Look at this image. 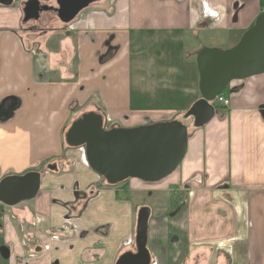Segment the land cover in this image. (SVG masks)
Returning <instances> with one entry per match:
<instances>
[{"label": "crops", "instance_id": "0c3cea01", "mask_svg": "<svg viewBox=\"0 0 264 264\" xmlns=\"http://www.w3.org/2000/svg\"><path fill=\"white\" fill-rule=\"evenodd\" d=\"M23 3L0 4V111L17 101L0 114V179L46 166L34 199L0 203V246L11 251L0 264H115L133 249L134 212L145 205L151 264H201L193 245L222 251L232 241H242L244 258L221 252L208 264H264V73L229 84V105L189 130L182 163L157 182L109 188L62 137L73 105L101 111L109 128L187 112L201 97L191 58L237 44L264 0H99L40 46L24 38ZM186 37L194 49L181 46ZM150 42L170 56L148 57ZM53 161L59 168L47 169Z\"/></svg>", "mask_w": 264, "mask_h": 264}, {"label": "water", "instance_id": "95a60500", "mask_svg": "<svg viewBox=\"0 0 264 264\" xmlns=\"http://www.w3.org/2000/svg\"><path fill=\"white\" fill-rule=\"evenodd\" d=\"M56 1L57 7L43 4L40 0H25L23 22L38 20L42 12L53 10L61 22L68 24L99 0ZM14 2L0 0L3 6H12ZM197 66L201 97L187 110L185 118L192 117L195 128H200L214 117L215 99L232 81L264 73V12L234 46L201 49ZM65 140L70 147H84L90 168L110 185L129 178L157 182L172 174L182 163L188 148L189 129L178 119L107 128L102 113L88 111L71 123ZM48 168L57 169L55 165ZM41 180L42 173L38 170L5 176L0 180V202L14 206L34 198L40 190ZM150 216L149 206L139 208L136 248L121 254L115 264H151L147 246ZM0 254L4 259L10 257L6 246L0 248Z\"/></svg>", "mask_w": 264, "mask_h": 264}, {"label": "rangeland", "instance_id": "374dc122", "mask_svg": "<svg viewBox=\"0 0 264 264\" xmlns=\"http://www.w3.org/2000/svg\"><path fill=\"white\" fill-rule=\"evenodd\" d=\"M15 3H17V1ZM94 6H96L95 3L91 4L89 7L85 8L84 10H82L80 12V14L77 16V18L75 19V21L81 17L82 12H85L89 8H93ZM23 25H24V27L26 29V31H25L26 34H24V38L25 39L27 38L29 40L34 41V42H32V45H36V46H40L41 45L40 42L44 41V39L47 38L48 36L56 34V32L60 28H63V30L66 29L65 23H63V22H61L59 20V18L57 17V14L55 12H44L43 15H42V18L40 20L31 21V22H28V23L23 24ZM196 43H197L196 39H192V38L186 37L184 39V41L181 43V46L183 48L185 47L184 48L185 50L186 49L189 50V49H194L193 44H196ZM173 45H175V44H173ZM34 48H37V47L34 46ZM143 49H144L146 55H148V57H156V59L168 55V51H166L167 50L166 48H161L160 46H157V45L154 46L153 42H150L148 44V46L146 48H143ZM169 56L170 55L166 56L165 58H168ZM196 60H197V56L191 58L192 62H196ZM181 61H182V63H181ZM183 61H185V56H182V59L180 57V64H178L179 67H182V64H184ZM195 68L196 67L193 64V69H195ZM132 72H133V75H135V66L133 67ZM183 103H186V102L183 101ZM192 104H190V105H192ZM78 106H80V105H78ZM86 106L83 107V108H80L78 110H75L76 105H73L72 110H74V111L72 112V116H71V120H70L71 122H69L70 124L68 123V125L64 128L63 133H62L65 150L73 149V150L77 151V153H78L79 149H80L79 151L81 153H84V151H85L84 147H76V148L70 147L66 143L65 133L67 132V130L70 127L71 123L75 119H77L79 116H81L82 113L88 112V111H86V108H87ZM188 108H189V106H188ZM95 111L101 113V111H98V110H95ZM185 113H186V111H181V112H178V113L168 114L163 119L158 120V121H168V120L178 119L180 121H183L188 126V129L190 130L191 128L195 127L194 126V122H193V118L192 117L185 118ZM107 128H109V127H107ZM148 197H149V194L146 193L145 200L147 201V203H149V201H150V199H148ZM126 199H129V198L127 197ZM134 218L136 220L135 221V230H136L137 213L135 215V212H134ZM67 230L70 232L71 228L65 227L64 231H62L60 229H55L54 232L58 233V235H62V233L67 232ZM43 233H44V235H49V236L51 234V233H45V232H43ZM1 238H2V235H0V241L2 240ZM241 242L242 241H240V242L239 241L238 242L232 241V242H229L228 244L226 243V244H224L225 247L222 249V251H220V250L218 251L216 249V247L218 246L216 244H208V246H204V244H198V246L197 245H193V246H196V248L198 250V251H195V252H197V256L201 260L200 263L201 264H208V263H214L215 260H216V257L219 256L218 254H222L221 252H223V254H225V255H223V257L224 258L226 257L229 260V262H231L232 260L235 261V258H236L235 256H237V254H239V257H238L239 259L244 258L246 252L244 251L245 249L242 247V243ZM0 243H2V242H0ZM3 245L4 244H2L1 246H3ZM211 246L213 247V249L210 248ZM206 247H209L211 249V251L209 250V248L207 249ZM208 252H210L211 254H209ZM207 257H209V258H207ZM192 258H193V256H192Z\"/></svg>", "mask_w": 264, "mask_h": 264}, {"label": "flooded vegetation", "instance_id": "af4514ba", "mask_svg": "<svg viewBox=\"0 0 264 264\" xmlns=\"http://www.w3.org/2000/svg\"><path fill=\"white\" fill-rule=\"evenodd\" d=\"M43 4H46V3H44L43 2ZM47 5H49V4H47ZM50 6V5H49ZM46 12H55V11H53V10H51V11H46ZM43 13L44 12H42L41 13V15H40V18L38 19V20H40L41 18H42V15H43ZM56 13V12H55ZM57 14V13H56ZM58 17V16H57ZM38 20H31V21H38ZM31 21H28V22H31ZM28 22H26V23H28ZM25 23V24H26ZM11 102H13L12 104H11V107L10 108H8L7 110H1L0 111V114H1V116L3 117V116H9L12 112V110L16 107V105H17V101L15 100V101H11ZM115 127H117V126H115ZM49 165H55L56 166V168H59V161H53V162H51L50 164H48V166ZM48 166H47V169H49L48 168ZM43 168H45V165L44 166H41V167H39V168H36V169H34V170H38V171H40L41 173H42V169ZM49 170H51V169H49ZM29 171H32V170H29ZM28 172V171H27ZM25 174V173H24ZM8 175H22V174H8ZM8 175H5V176H8ZM5 176H3L2 178H4ZM1 178V179H2ZM103 178V177H102ZM0 179V180H1ZM104 179V178H103ZM130 179V178H129ZM105 180V179H104ZM127 180V179H126ZM106 181V180H105ZM125 181V180H124ZM121 183V182H120ZM120 183H118V184H116V185H110V184H108V186H109V188H115V187H117ZM91 191H89L88 193H90V192H92V193H94L93 192V189H90ZM88 191V190H87ZM96 191L98 192L99 191V189H96ZM39 192V191H38ZM77 192H79V191H77ZM38 194V193H37ZM85 194H86V192H85ZM32 199H34V198H32ZM32 199H28V200H32ZM24 201H27V200H24ZM24 201H21V202H24ZM21 202H19V203H21ZM0 203H2V202H0ZM18 203V204H19ZM2 204H4V203H2ZM18 204H16V205H18ZM4 205H6V204H4ZM6 206H9V205H6ZM15 206V205H14ZM14 206H9V207H14ZM3 246H6V245H3ZM2 247V246H1ZM0 247V248H1ZM8 249H9V251H10V248L8 247V246H6ZM135 248H136V245H135V235H134V242H133V249H131V251H134L135 250ZM127 251H129V250H127ZM124 252H126V251H124ZM123 252V253H124ZM122 253V254H123ZM1 255V254H0ZM10 255H11V251H10ZM2 257V256H1ZM3 258V257H2ZM119 258V257H118ZM4 259V258H3ZM10 259V257L8 258V259H5V260H9ZM116 263V262H115Z\"/></svg>", "mask_w": 264, "mask_h": 264}, {"label": "built area", "instance_id": "2783aa9c", "mask_svg": "<svg viewBox=\"0 0 264 264\" xmlns=\"http://www.w3.org/2000/svg\"><path fill=\"white\" fill-rule=\"evenodd\" d=\"M17 2H19V0H17ZM262 12H264V5L262 7ZM215 101L224 106H228L230 103V99L223 94L218 95Z\"/></svg>", "mask_w": 264, "mask_h": 264}, {"label": "trees", "instance_id": "16d2710c", "mask_svg": "<svg viewBox=\"0 0 264 264\" xmlns=\"http://www.w3.org/2000/svg\"><path fill=\"white\" fill-rule=\"evenodd\" d=\"M110 51L114 52L115 50L111 48ZM227 90H228V88L223 92V95H225L227 93ZM216 107H218V105H216ZM42 170L44 171L45 168H43Z\"/></svg>", "mask_w": 264, "mask_h": 264}]
</instances>
